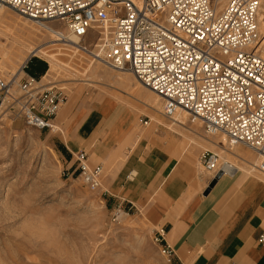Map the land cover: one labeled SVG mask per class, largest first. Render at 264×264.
Wrapping results in <instances>:
<instances>
[{"label":"built area","instance_id":"obj_1","mask_svg":"<svg viewBox=\"0 0 264 264\" xmlns=\"http://www.w3.org/2000/svg\"><path fill=\"white\" fill-rule=\"evenodd\" d=\"M262 4L264 0H0V10H13L62 43L83 40L96 29L103 63L130 72L157 94L162 115L185 111L188 121H199L206 133L223 134L230 144L255 153L256 167L264 172V57L255 49ZM17 88L21 94L15 96L0 71V107L15 110L13 115L28 127L50 129L66 94L28 76ZM72 156L81 182L89 190L100 188L101 165L90 166L82 150ZM198 161L204 173H222L215 152H202ZM156 234L161 253L171 257ZM257 242L264 247V233Z\"/></svg>","mask_w":264,"mask_h":264},{"label":"rangeland","instance_id":"obj_2","mask_svg":"<svg viewBox=\"0 0 264 264\" xmlns=\"http://www.w3.org/2000/svg\"><path fill=\"white\" fill-rule=\"evenodd\" d=\"M27 25L40 31L41 42H46L47 55L32 54L22 63L25 53L19 57L11 55L9 50L15 36L22 34L25 30L22 28H27ZM96 31H90L82 41L93 43ZM62 44L26 17L8 8L0 10V71L4 80L12 84L13 95L21 94L17 84L27 76L38 85L61 89L66 100L55 117L67 104L62 118L65 121L76 111L85 113L96 108L95 93L99 89L107 90L115 102L131 103L140 129V121L146 119L145 129L169 153L179 158L196 165L202 152L211 151L218 155L220 166L227 155L209 140L235 154L239 151L251 154L245 146L232 145L219 133H206L199 123H190L185 113L184 124L180 125L183 129L174 126L153 106L148 109L125 94L143 99L136 93V89L143 88L131 75L101 64L98 67L104 73L114 77L128 76L133 83H125L119 91L93 82L69 104L74 92L90 82L88 71L92 66L88 68V63L91 57L73 49L70 43ZM49 53L56 57H49ZM93 65L97 63L93 61ZM50 69L52 71L46 77ZM12 76L15 82L10 79ZM103 81L107 83L104 78ZM155 99L161 101L158 97ZM13 114L15 110H9L4 104L0 107V264H177L161 253L157 234L141 212L124 205L117 206L112 199H107L102 194L103 183L100 188L89 190L81 182L73 156L65 151L62 144L67 136L64 123L54 117L50 121L55 125L53 131L39 130L26 126ZM168 127L176 131H168ZM189 129H194L195 134L189 133ZM185 135L196 139L194 144H200H191L185 149ZM251 156L256 159L255 155ZM232 162L240 170L236 173L240 179L249 176L264 183L263 174L236 159ZM196 167L203 172L200 164ZM117 211L126 214L123 219L117 217Z\"/></svg>","mask_w":264,"mask_h":264},{"label":"crops","instance_id":"obj_3","mask_svg":"<svg viewBox=\"0 0 264 264\" xmlns=\"http://www.w3.org/2000/svg\"><path fill=\"white\" fill-rule=\"evenodd\" d=\"M102 72L88 71L90 82L80 86L68 103L93 82L119 91L125 83H133L128 76L118 78ZM136 91L142 100L125 94L161 113L157 100L145 89ZM94 97L96 108L76 111L62 121L66 104L55 120L64 123L67 136L62 144L67 153L82 150L90 166L101 165L102 194L107 199L141 212L153 232L161 234L162 243L171 249V259L177 264H264V247L257 242L264 233L263 182L249 176L240 179L236 175L240 170L232 168L208 188L213 177L199 172V164L169 153L145 129L143 120L140 129L131 103L115 102L107 90H97ZM169 119L183 129L172 117ZM54 129L50 123V130ZM167 130L176 131L172 127ZM184 137L185 141L192 140L185 149L196 142L192 136Z\"/></svg>","mask_w":264,"mask_h":264},{"label":"bare ground","instance_id":"obj_4","mask_svg":"<svg viewBox=\"0 0 264 264\" xmlns=\"http://www.w3.org/2000/svg\"><path fill=\"white\" fill-rule=\"evenodd\" d=\"M135 1V0H133ZM31 21V20H30ZM33 22V21H32ZM34 23V22H33ZM35 24V23H34ZM38 26V25H37ZM258 26H259V34H260V38L256 43L255 49L256 51H258L261 55V57H264V4H262L259 8L258 11ZM41 30L45 31L46 28H43L42 26H38ZM25 29L23 31L22 34H17L14 38L13 42V46L12 48L9 50L11 55H18L19 57L22 56V53H25V56L23 57V61H26L30 55L32 54H37V55H47L46 51H45V43L46 42H41L42 41V37L41 34L38 32V30L36 31V29H32L30 26L27 25V28H22ZM21 30V28H20ZM42 32V31H41ZM46 33H48L47 31H45ZM50 34V33H49ZM68 43L72 44V48L76 49L78 51L81 52H85L87 54L90 55L91 57V62L90 64L88 63V68H90L89 71H93L94 69H99V65L101 64L104 67H107L103 61L101 60V53L99 50H97L98 47V42L94 41L93 43H88L86 44L85 42H83L82 40H77L74 38H71L69 41L64 42L62 45H69ZM83 47V49L79 48V47ZM64 47V46H63ZM97 52V53H96ZM49 57H56L55 54H48ZM16 60V59H15ZM93 61H95L97 63V65H93ZM109 68V67H107ZM88 70V69H87ZM85 69V71H87ZM49 71H52L51 69ZM48 71V72H49ZM48 72L46 74V77L48 75ZM120 73H127L129 75H131L133 77V75L128 72V71H119ZM14 76H12L10 79H13ZM118 77V76H117ZM119 78V77H118ZM133 79L135 80V82L141 86L144 89H146V91L148 92V95L151 99L156 100L155 98L158 97L159 99H161L157 94H155L153 91H151L150 89L144 87L143 85H141V83L135 79V77H133ZM155 96V97H154ZM162 101V99H161ZM158 102L157 101V106L159 107L158 109H160V111L162 112V106H163V101L162 102ZM160 113V112H159ZM184 113L186 115V117L188 118V114L183 111V110H179L177 109L176 112L173 114L172 116V120L175 121L176 123H178V125L183 126V121H184ZM183 123V124H182ZM194 123H199V121H194ZM201 125V124H200ZM192 132V131H191ZM194 132V131H193ZM192 132V133H193ZM195 134V133H193ZM221 136L225 137L223 134H220ZM199 137V135H198ZM226 138V137H225ZM186 139V137H185ZM227 139V138H226ZM192 140L190 138H187L186 140V145L188 144V142H191ZM210 143H212L213 145H216V143L211 142L209 140ZM238 145V143H232V145ZM248 149V148H247ZM249 150V149H248ZM222 152L226 153V157L223 159V162L220 165V169L222 170L221 176L227 174L226 171H229L232 168H236V166L233 164L232 159H236L238 161H240L241 163H243L244 165H246L247 167H249L252 170H258L260 171L256 165L258 163V157L255 153H253L251 150H249L253 155H255L256 159L252 158V154H247V153H240L239 154H235L234 152L230 151V150H226L224 148H222L221 150ZM239 168V167H238ZM117 217L119 219H123L124 216L126 215L125 213L121 212V211H117L116 213Z\"/></svg>","mask_w":264,"mask_h":264},{"label":"water","instance_id":"obj_5","mask_svg":"<svg viewBox=\"0 0 264 264\" xmlns=\"http://www.w3.org/2000/svg\"><path fill=\"white\" fill-rule=\"evenodd\" d=\"M221 176V172H217L208 184V188L212 187L216 180Z\"/></svg>","mask_w":264,"mask_h":264},{"label":"trees","instance_id":"obj_6","mask_svg":"<svg viewBox=\"0 0 264 264\" xmlns=\"http://www.w3.org/2000/svg\"><path fill=\"white\" fill-rule=\"evenodd\" d=\"M26 69H27V66H26Z\"/></svg>","mask_w":264,"mask_h":264}]
</instances>
